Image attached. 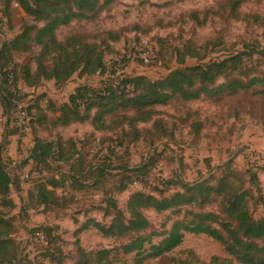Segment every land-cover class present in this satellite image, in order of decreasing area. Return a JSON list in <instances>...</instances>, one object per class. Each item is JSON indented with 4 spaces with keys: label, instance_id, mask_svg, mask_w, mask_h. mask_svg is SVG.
<instances>
[{
    "label": "rangeland",
    "instance_id": "obj_1",
    "mask_svg": "<svg viewBox=\"0 0 264 264\" xmlns=\"http://www.w3.org/2000/svg\"><path fill=\"white\" fill-rule=\"evenodd\" d=\"M231 1L116 0L89 20L74 21L57 30L59 41L72 36H88L89 43L101 47L102 42L110 44L112 52L104 56L107 69L103 74L87 80H80L74 75L61 88L55 87L52 82H44L38 88H28L18 79L16 90L26 96L23 100L27 106L30 100L32 105L38 98L32 111L33 121L23 129L13 124L15 110L8 113L9 108L5 109L0 100V160L7 165L13 181L18 184V189L13 188L10 193L14 209L9 212L3 210L7 218L13 220L11 238L23 248V251L18 249V257L13 264H49L47 259L41 257L40 244H33V234L44 227L51 229L50 238L53 237L55 244L60 246L62 254L55 253V258L62 257L65 261L63 264H74L77 259L76 240H79L85 252L92 253L103 249L114 250L125 242L103 238L94 229L75 234L85 222V210L93 206L99 209L104 205L102 185L97 190L88 188L74 193L77 201H71L65 209L43 212L36 206L30 194L34 192L36 183L49 175L42 173L41 167L28 160L36 139L56 141L61 137L64 141L75 140L88 161L108 157L112 165L117 167L133 168L148 164L147 184H133L125 192L115 194V201L122 210L128 197L136 191L155 196L168 195L180 191L177 185L179 181L194 183L221 176V172L224 174L227 170L233 172L231 181L235 185L243 184L255 199L264 197V87L236 93L224 90L214 98L201 96L188 102L174 100L167 106H158L155 108L156 119L163 125L162 136L157 138L151 133L154 126L153 121H150L137 126L141 138L135 141L127 128L123 132L119 128L110 132H95L89 123L56 128L52 124L55 116L49 112L50 103L60 105L66 102L81 84L98 88L108 79L116 84L124 75H142L151 80L161 78L179 68L175 52L176 49L183 51L184 47L206 55L203 61L187 57L185 66L252 51L256 63H249L250 72L264 73V20L258 24L251 18H244H264V0H238V19L232 17ZM5 7L3 2L0 6V49L4 42L12 40L21 31L23 24H33L31 18L14 2ZM192 14L197 15V21ZM112 35L118 36V41L113 42L110 38ZM145 46L150 57L147 64L138 59L137 54L138 49ZM39 53L40 49L31 45L29 51H12L2 58L0 84L2 74L11 72L14 65L19 67L29 64L35 70ZM46 64L49 65L50 60L46 59ZM16 75H19L18 69ZM224 82L219 80L216 86ZM3 95L5 92H0V97ZM39 120L41 124H38ZM107 120L112 121L113 116H108ZM125 133L128 134L124 136ZM166 134L169 136L166 137ZM247 168H252V171L249 173ZM112 173L118 171L113 170ZM124 174L129 176L128 173ZM253 175L257 176L256 182L250 181ZM61 192L58 190L57 194ZM64 193L71 194V191L65 190ZM186 210L199 211L197 207L191 206L184 207L181 213ZM209 211H218L217 205L202 209V212ZM250 212L255 219L263 215L261 206L255 200L251 203ZM101 215L95 212L90 214L106 224L110 222V218L103 220ZM145 215L150 224L145 235H163L172 222L182 218V215L174 216L169 212L157 214L151 210L146 211ZM160 239L153 238V241L157 243ZM187 252L196 255L200 261L198 264H227L229 258L218 243L204 235L186 234L173 255H180L178 258L187 260ZM122 258L125 261L123 264H135L134 254ZM213 258L219 261L212 262ZM145 264L171 262L169 255H164Z\"/></svg>",
    "mask_w": 264,
    "mask_h": 264
},
{
    "label": "trees",
    "instance_id": "obj_2",
    "mask_svg": "<svg viewBox=\"0 0 264 264\" xmlns=\"http://www.w3.org/2000/svg\"><path fill=\"white\" fill-rule=\"evenodd\" d=\"M115 1L0 0V6L4 2L6 7L14 2L33 22L23 24L21 31L12 40L3 43L0 60L12 51H29L31 45L40 49L35 60V70H32L29 64L19 67L14 65L11 72L2 74L0 92H5V95L0 97V100L5 109L9 108L8 113L15 110L16 104L26 97L16 90L18 79L28 88L41 87L44 82H52L55 87L61 88L74 75L80 80H87L106 71L104 56L112 52L110 44L102 42L101 47L89 43L88 36H72L59 41L56 33L60 27L71 22L89 20ZM231 3L232 17L238 19L239 1L232 0ZM192 17L195 21L198 20L196 14H192ZM244 18H251L258 24H262L264 20L259 16ZM202 24L203 22L200 23ZM110 38L113 42L118 41V36L112 35ZM184 48L183 51L176 49L175 52L179 68L156 80L142 75H124L116 84L108 79L98 88L86 84L79 85L66 102L60 105L50 103L49 112L55 116L53 126L65 128L73 124L89 123L95 132H110L117 128L123 132V129L127 128L135 141L141 138L137 126L153 121L154 130L151 133L159 138L162 136L163 125L156 119L155 108L158 106H167L174 100L188 102L201 96L214 98L224 90L236 93L258 86L264 87V73L250 72L249 63H256L252 51L222 60L185 66L187 57L203 61L206 55H201L195 49ZM46 59L50 60L49 65L46 64ZM219 80L225 82L216 86ZM37 99L32 105L30 100L27 106L30 124L33 121L32 111L37 105ZM108 116H113V120L109 122ZM39 123L41 124L40 120ZM168 136L166 134V137ZM63 141L61 137L56 141H34L28 160L41 167L42 173L49 175L36 183L30 198L43 212L65 209L71 201H77L74 193L88 188L97 190L102 185L104 205L99 209L93 206L85 210V222L75 234L94 229L103 238L125 240L114 250L103 249L95 253L85 252L79 240H76L74 245L77 259L74 264H123L125 261L122 256L131 254H134L135 264H145L146 261L164 255H169L171 264H198L200 261L192 252H187V260L178 258L180 255H173L181 246L186 234L204 235L218 243L229 257L227 264H264V197L255 199L243 184L235 185L231 181V170L224 174L221 172V176L194 183L179 181L177 185L180 191L168 195L155 196L136 191L128 197L125 209L122 210L115 201V194L125 192L133 184H147L148 164L133 168L122 165L117 167L112 165L108 157L88 161L75 140ZM113 170L118 173L113 174ZM247 171L250 173L252 168H247ZM124 173L129 176L126 177ZM256 178L257 176L253 175L250 181L256 182ZM13 188L17 190L18 184L13 181L7 165L0 160V264H13L18 257V249L23 251L22 245L11 238L13 220L7 218V213L3 211L6 209L9 212L15 207L10 197ZM58 190H62V194L58 195ZM65 190L71 191V194L64 193ZM254 200L262 209L263 215L259 219H255L250 212ZM212 204L217 205L218 211L202 212L204 207ZM191 206L197 207L199 211L186 210L181 213L184 207ZM149 210L157 214L169 212L174 216L182 215V218L172 222L169 230L163 235H145L150 226L145 212ZM94 212L102 214L103 220L110 218V222L106 224L95 216H90ZM44 228L36 231L45 239L44 244L39 243L41 257L47 259L49 264H63L65 261L62 257L55 258V253L62 254L60 246L55 244L53 237L50 238L51 229ZM153 238L161 239L155 243ZM213 261L219 260L213 258Z\"/></svg>",
    "mask_w": 264,
    "mask_h": 264
},
{
    "label": "built area",
    "instance_id": "obj_3",
    "mask_svg": "<svg viewBox=\"0 0 264 264\" xmlns=\"http://www.w3.org/2000/svg\"><path fill=\"white\" fill-rule=\"evenodd\" d=\"M146 46L143 48L138 49L137 54H138V59L144 63L147 64L150 60L149 55L146 52ZM15 118L13 119V124L18 128V129H23L29 125V116L27 113V102L25 100H21L16 104L15 108ZM33 239L34 243L33 244H39V243H45L44 236L39 233L35 232L33 234Z\"/></svg>",
    "mask_w": 264,
    "mask_h": 264
}]
</instances>
